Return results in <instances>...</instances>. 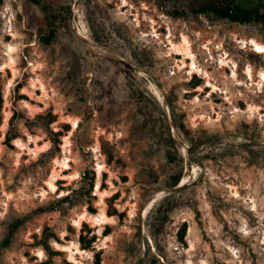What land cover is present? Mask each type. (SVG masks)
<instances>
[{"label": "rangeland", "instance_id": "1", "mask_svg": "<svg viewBox=\"0 0 264 264\" xmlns=\"http://www.w3.org/2000/svg\"><path fill=\"white\" fill-rule=\"evenodd\" d=\"M203 1L0 0V264H264V54L242 44L264 24L166 14ZM182 36L198 74L170 50ZM101 209L111 224H73Z\"/></svg>", "mask_w": 264, "mask_h": 264}, {"label": "bare ground", "instance_id": "2", "mask_svg": "<svg viewBox=\"0 0 264 264\" xmlns=\"http://www.w3.org/2000/svg\"><path fill=\"white\" fill-rule=\"evenodd\" d=\"M123 1V6L124 7L127 2L126 0H122ZM79 27V26H78ZM81 30H79L78 32H80ZM82 35H85L84 32ZM85 36H83L84 38ZM241 43V42H240ZM242 44L244 47H251L253 53L255 54H264V45L254 39H250V40H243ZM169 46H170V50L172 52L175 53H180L182 54L186 59L190 60V64L188 65V74L190 76L194 75V74H198L200 73V69L196 64V60H195V56L192 54L191 48H190V44L188 42V40L186 39L185 36H182L181 42L179 43V45H175L173 44L171 41H169ZM14 50L15 48L12 46H8V50H7V55H8V65L12 66L15 64V57H14ZM224 59V58H223ZM221 59L220 63L221 66H223L222 64L226 63L225 60ZM182 65L185 67V63L182 61L181 62ZM179 67V66H178ZM177 67V68H178ZM227 67V66H226ZM181 68V67H180ZM236 67L233 66L232 67V78L236 81L237 80V74H236ZM246 77L248 78V80L252 81V70L251 68L247 67L246 70L244 71ZM206 75V74H205ZM207 84L210 86V88L212 89V92L216 91V87L214 85H212V83L207 82ZM264 84V73L260 72L259 73V81L257 82L256 86H258V88L261 89L262 85ZM41 89L43 90V86H41ZM152 93L153 95L160 101L161 100V95L158 92L157 89L152 88ZM8 113H6V118L5 121L8 118ZM71 121V125H72V129L75 130L78 127V123L76 120H70ZM19 142V141H18ZM70 147H71V143L68 140V137H64V143L62 145V149H63V157L61 159L55 160V164L57 165L58 168H60V170H67L70 168L69 163H71L72 159L70 158ZM97 147V146H96ZM40 150L39 147L35 146L34 149L32 150V152L36 155V151ZM47 150V149H46ZM93 151L95 153L98 152L97 148H93ZM97 156V155H96ZM96 167V171L98 174V178L101 177L102 173L105 171V165L99 163L97 161V163L95 164ZM194 174V173H191ZM77 175H73L72 177L75 178ZM58 177V172L53 170L48 181L46 182V186L47 189L53 193V194H57L58 193V189L55 185V181ZM184 182L181 183V185H183ZM45 194V193H44ZM68 193L67 192H60L59 193V197H63L66 196ZM94 194L99 196V200L98 202L101 204L103 202V192H101L100 189V184L99 182H96L95 184V190H94ZM105 197V196H104ZM157 198H153L150 200V202L148 203V205L146 206L144 212H143V218L146 216L148 210L151 208V206L153 205V203L155 202ZM255 207V205H253V208ZM131 216H133V212L130 213ZM113 218L109 217L103 209H101L99 211L98 214L92 215L89 214L87 211H83L81 214L77 215V217L73 220V224L75 225V227L80 228L81 224L87 221H91L93 224H95L96 226L102 227L104 225H108L111 224ZM58 248H60L61 250L65 251L66 253H68V258L71 261L75 260V256L76 255H80L83 256L84 254H86V252H83L79 249L78 244L76 243H69L68 245H57ZM38 256L42 257V253L38 252Z\"/></svg>", "mask_w": 264, "mask_h": 264}, {"label": "trees", "instance_id": "3", "mask_svg": "<svg viewBox=\"0 0 264 264\" xmlns=\"http://www.w3.org/2000/svg\"><path fill=\"white\" fill-rule=\"evenodd\" d=\"M35 4L39 5L37 2H35ZM42 11L46 12L44 7H42ZM166 14L173 18L184 17L188 14H192L195 16L213 15L217 19L227 20L231 23H235L239 25H246L251 23L264 24V1L259 2V4L252 9H245L242 8L240 5H238L235 0H204L203 2L197 3L192 7L186 8V10L166 12ZM54 38H55V31L51 29L45 35H42L40 37V40L44 44L49 45ZM16 87L20 88L19 84H17ZM179 129H183V126H179ZM55 134L60 135V132H56ZM59 183L61 184V182ZM178 184H179V180L176 179L173 182L172 187H175ZM90 191L91 189L87 190L86 192L88 198H91ZM67 196L68 195H66V197ZM87 209L90 212L93 211L90 204L88 205ZM114 215H117L120 218V215L116 214V212ZM184 236H185V229L183 228L180 231L181 239H183Z\"/></svg>", "mask_w": 264, "mask_h": 264}, {"label": "crops", "instance_id": "4", "mask_svg": "<svg viewBox=\"0 0 264 264\" xmlns=\"http://www.w3.org/2000/svg\"><path fill=\"white\" fill-rule=\"evenodd\" d=\"M69 176V175H68Z\"/></svg>", "mask_w": 264, "mask_h": 264}]
</instances>
